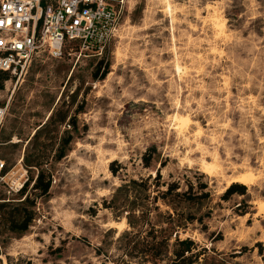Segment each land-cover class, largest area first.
<instances>
[{
	"label": "rangeland",
	"instance_id": "rangeland-1",
	"mask_svg": "<svg viewBox=\"0 0 264 264\" xmlns=\"http://www.w3.org/2000/svg\"><path fill=\"white\" fill-rule=\"evenodd\" d=\"M113 5L122 7V21L102 57L43 56L0 89V105L9 104L0 160L8 171L40 157L52 178L47 196L33 189L34 167L26 166L23 196L7 194L0 183L4 264H123L120 237L130 228L104 202L142 180L149 206L167 184H178L176 193L191 184L193 193L209 194L194 202L173 197L175 207L157 203L151 222L166 229L171 215V248L178 237L194 242L195 264H264V0ZM100 60L109 67L104 80L96 79ZM58 111L69 116L66 124L34 137ZM70 117L77 131L68 127ZM67 130L74 139L56 161ZM150 149L146 168L142 158ZM246 175L254 184L223 200L226 187ZM23 209L34 219L25 233L14 232Z\"/></svg>",
	"mask_w": 264,
	"mask_h": 264
},
{
	"label": "built area",
	"instance_id": "built-area-1",
	"mask_svg": "<svg viewBox=\"0 0 264 264\" xmlns=\"http://www.w3.org/2000/svg\"><path fill=\"white\" fill-rule=\"evenodd\" d=\"M121 21L122 7L113 0H0V76L21 77L43 56L61 60L74 52H94L102 57ZM8 111L9 104L0 105V138ZM28 182L22 162L7 171L0 160L7 194L19 195Z\"/></svg>",
	"mask_w": 264,
	"mask_h": 264
},
{
	"label": "trees",
	"instance_id": "trees-1",
	"mask_svg": "<svg viewBox=\"0 0 264 264\" xmlns=\"http://www.w3.org/2000/svg\"><path fill=\"white\" fill-rule=\"evenodd\" d=\"M97 74L101 75L96 77L98 80H104L109 74V67L108 64L105 63V60L99 61L97 65ZM8 80H10L9 74H1L0 89H3L4 83ZM68 118V115L59 113V111L53 113L47 123L37 130L34 137L38 136L42 130H48L51 126H61L66 124ZM67 125L73 131H77V121L75 117H70ZM73 139L74 136L71 130L65 131V136L62 140V147L59 155L56 157V161H61L66 157V149L69 147ZM151 151L152 149H150L142 158L144 167L146 168L150 167ZM42 164L43 162L40 157L35 160V162H32L29 159H27L26 162V166L34 167L38 170L33 189L40 192L42 196H47L52 187V178L50 174H47V172L42 169ZM119 167L117 161L111 164V171L114 176L119 173ZM161 178V172L158 171L155 178L157 189L160 187L159 182ZM28 186L29 182L19 195L23 196ZM166 186L167 190L165 192L158 190V196H155L153 199L152 204H155V206H149L148 203L144 202L145 198L142 196L148 189V180H142L140 183L131 181L129 184L119 187L112 195L110 201L106 200L104 202L105 209L112 210L115 214V218H122V216H125L130 228V231L125 232L120 237L121 241L126 239L123 246L125 257H123V264H128L126 258L137 260L139 264H195V256L192 254L195 247L193 241H181L177 237L175 244L171 248V236L176 231V227L171 223L173 222L171 215H169L170 223L168 228L158 229L156 224L151 222V214L159 210L157 203L160 200L175 207L171 204L173 197L179 198L184 202H194L196 200L201 201L207 199L209 194L202 193L197 195L193 193V186L191 184L188 191L181 193H176L179 190L178 184L173 183L167 184ZM207 188L208 186L205 184L200 185L202 191ZM133 189L135 191L134 197L130 195ZM245 189L246 188L243 185L233 184L223 194L222 199L228 200L236 194L243 195ZM24 201H29L28 196ZM174 209L176 210V208ZM19 215L21 221L16 222L14 220L12 223V231L25 233L28 231L29 226L34 219V214L30 210L23 209L20 211ZM185 219L188 223L195 221V218L190 215H187Z\"/></svg>",
	"mask_w": 264,
	"mask_h": 264
},
{
	"label": "bare ground",
	"instance_id": "bare-ground-1",
	"mask_svg": "<svg viewBox=\"0 0 264 264\" xmlns=\"http://www.w3.org/2000/svg\"><path fill=\"white\" fill-rule=\"evenodd\" d=\"M254 181L255 180H254V177L252 175H246V176L238 177L237 179H235L232 183H230L226 187L225 192L234 183L240 184L243 186H247V187H251L254 184ZM255 205H257V204L255 203ZM260 211H262V208H260Z\"/></svg>",
	"mask_w": 264,
	"mask_h": 264
}]
</instances>
